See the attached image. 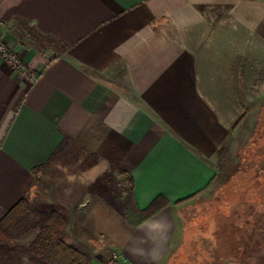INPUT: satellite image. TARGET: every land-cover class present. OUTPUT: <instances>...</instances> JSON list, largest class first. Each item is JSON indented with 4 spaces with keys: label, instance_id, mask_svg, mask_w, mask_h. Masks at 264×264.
<instances>
[{
    "label": "crops",
    "instance_id": "obj_1",
    "mask_svg": "<svg viewBox=\"0 0 264 264\" xmlns=\"http://www.w3.org/2000/svg\"><path fill=\"white\" fill-rule=\"evenodd\" d=\"M0 39L37 74L28 84L0 59V220L26 199L68 228L117 221L87 192L113 166L138 210L166 203L118 231L116 249L162 263L173 213L212 187L221 151L264 105V0H0ZM60 169L64 182L43 183Z\"/></svg>",
    "mask_w": 264,
    "mask_h": 264
},
{
    "label": "rangeland",
    "instance_id": "obj_2",
    "mask_svg": "<svg viewBox=\"0 0 264 264\" xmlns=\"http://www.w3.org/2000/svg\"><path fill=\"white\" fill-rule=\"evenodd\" d=\"M248 111L250 116L244 126L221 151L212 187L173 213L176 224L173 248L160 264H264V105ZM75 156L68 152L61 164L65 167L69 163L68 173L76 176L71 162ZM64 171L60 169L52 176L48 173L43 183L55 174L64 182ZM122 186L128 189L124 180ZM47 189L43 187L39 193L41 199L48 200ZM29 203L35 207L32 201ZM115 216L117 221L73 220L69 228L67 225L64 240L88 264H106L113 254L117 257L116 264H128L116 249L120 239L117 234L134 226L137 220L133 215H127L126 219ZM35 236L36 231L21 239H10L8 244L26 248ZM22 264L41 263L26 258Z\"/></svg>",
    "mask_w": 264,
    "mask_h": 264
},
{
    "label": "trees",
    "instance_id": "obj_3",
    "mask_svg": "<svg viewBox=\"0 0 264 264\" xmlns=\"http://www.w3.org/2000/svg\"><path fill=\"white\" fill-rule=\"evenodd\" d=\"M245 115L244 111L235 121L234 128ZM97 161L98 158L91 155L83 167H92ZM123 180L128 185L127 190L122 186ZM88 194L123 219L133 215L137 220L134 226L166 206L163 199L157 197L146 209L138 210L133 199L131 177L113 166L94 180L88 187ZM66 228L67 221L60 213L40 211L31 206L28 200H20L0 220V264H22L26 258L41 264H88L82 254L65 242ZM34 231L36 236L26 248L8 244L10 239H21Z\"/></svg>",
    "mask_w": 264,
    "mask_h": 264
},
{
    "label": "built area",
    "instance_id": "obj_4",
    "mask_svg": "<svg viewBox=\"0 0 264 264\" xmlns=\"http://www.w3.org/2000/svg\"><path fill=\"white\" fill-rule=\"evenodd\" d=\"M0 59L10 66L15 73L28 84H33L37 80V74L30 70L28 66L23 63L17 56V54L9 48L1 39H0ZM117 257L113 254L106 264H116Z\"/></svg>",
    "mask_w": 264,
    "mask_h": 264
}]
</instances>
